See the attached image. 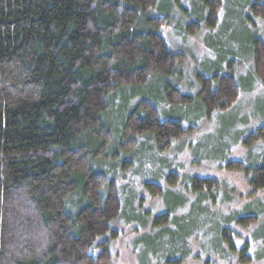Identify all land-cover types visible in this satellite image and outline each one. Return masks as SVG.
<instances>
[{"label": "trees", "instance_id": "1", "mask_svg": "<svg viewBox=\"0 0 264 264\" xmlns=\"http://www.w3.org/2000/svg\"><path fill=\"white\" fill-rule=\"evenodd\" d=\"M208 10L210 28L219 24L224 0H197ZM159 0H0V264H109L111 221L122 213L115 180L95 170L99 159H119L111 152L113 130L104 117L120 88L146 86L155 76L174 75L184 56L174 52L162 27L172 16H150ZM264 18V3L252 5ZM187 32L201 30L198 21ZM256 75L264 83V39L253 40ZM196 95L174 84L165 86L172 105L198 100L208 119L215 111L232 108L241 87L233 73L199 74ZM196 126L164 118L155 103L140 100L120 127L119 148L135 150L142 136H151L168 150L192 135ZM246 146L264 143V124L244 138ZM130 167V164H126ZM242 171L249 195L264 192V164L240 160L225 164ZM178 174L168 175L174 185ZM153 195L162 189L147 183ZM189 188L215 199L224 188L215 177L196 175ZM88 203L76 213L68 209L73 194ZM253 214L238 222L249 227ZM169 213L155 217L154 227H167ZM223 238L239 261L249 264V247L237 248L230 227ZM102 238V239H101ZM182 259L167 260L181 264ZM206 264H211L210 260Z\"/></svg>", "mask_w": 264, "mask_h": 264}, {"label": "rangeland", "instance_id": "2", "mask_svg": "<svg viewBox=\"0 0 264 264\" xmlns=\"http://www.w3.org/2000/svg\"><path fill=\"white\" fill-rule=\"evenodd\" d=\"M264 0H224L219 24L207 25L208 10L197 0H159L150 16L170 15L162 27L171 49L184 56L174 75L155 76L146 86L120 88L112 96L111 109L104 120L113 130L111 152L119 159H99L95 170L115 180L121 201V215L110 226L119 232L102 238L110 241L112 260L109 264H168L182 259L181 264H243L238 252L230 249L223 229L237 233L238 249L249 247L252 261L264 264V192L251 197V186L242 171H230L225 164L240 160L247 165L264 164V143L246 146L247 133L264 124V83L256 75L252 57L253 40L264 39V18L256 17L252 5ZM198 21L201 30L187 32L189 23ZM215 72L233 73L240 85V96L228 110L215 111L208 119L199 100L194 105H172L165 86L169 83L196 95L198 75ZM167 83V84H166ZM142 99L151 100L164 118L181 119L197 131L177 140L168 150L159 149L151 136H142L132 152L119 148L122 126L127 113ZM130 164V167H126ZM177 173L172 185L168 175ZM215 177L224 186L216 198L208 193H194L189 188L192 177ZM162 189L153 195L147 183ZM88 199L81 192L72 195L68 209L76 213ZM169 213L165 227H154L157 215ZM253 214L257 220L246 227L237 220ZM101 238V239H102Z\"/></svg>", "mask_w": 264, "mask_h": 264}]
</instances>
